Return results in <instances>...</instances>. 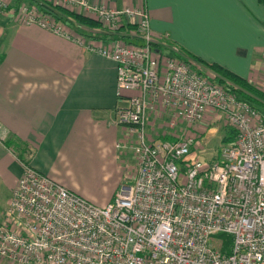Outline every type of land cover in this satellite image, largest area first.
Returning <instances> with one entry per match:
<instances>
[{
	"label": "built area",
	"instance_id": "1",
	"mask_svg": "<svg viewBox=\"0 0 264 264\" xmlns=\"http://www.w3.org/2000/svg\"><path fill=\"white\" fill-rule=\"evenodd\" d=\"M46 1L96 19L111 35L110 44L85 42L34 6L17 9L25 25L116 65V96L128 105L114 122L133 141L136 171L132 184L97 207L22 163L0 221V264H264V111L211 83L178 52L156 50L165 37H153L144 9ZM124 22L135 25V44L119 38ZM165 114L168 130L149 135V119ZM210 115L236 135L207 163L191 157L197 142L188 129ZM220 234L231 237L226 254L214 239Z\"/></svg>",
	"mask_w": 264,
	"mask_h": 264
},
{
	"label": "crops",
	"instance_id": "2",
	"mask_svg": "<svg viewBox=\"0 0 264 264\" xmlns=\"http://www.w3.org/2000/svg\"><path fill=\"white\" fill-rule=\"evenodd\" d=\"M85 1L116 10L142 8L153 37H165L156 46L162 55L180 49L264 88V5L259 0ZM1 3L8 8L0 6V221L23 169L5 145L9 140L31 153V167L92 203L96 199L82 186L121 181L123 164L133 153L132 139L114 122L116 110L128 105L126 97L116 96V65L85 44L25 25L10 0ZM134 31L124 28L119 36L136 42ZM73 34L85 42H112L103 26ZM167 121L168 114L151 117L149 135L156 138ZM111 200L103 199L101 206Z\"/></svg>",
	"mask_w": 264,
	"mask_h": 264
},
{
	"label": "trees",
	"instance_id": "3",
	"mask_svg": "<svg viewBox=\"0 0 264 264\" xmlns=\"http://www.w3.org/2000/svg\"><path fill=\"white\" fill-rule=\"evenodd\" d=\"M11 7L18 9L21 4L29 3L30 6H34L38 14L42 17H50L56 22L70 28L74 32H78V28H88L95 29L101 27L102 24L96 19L90 18L88 16H84L82 14H76L74 12H70L61 6H53L46 0H10ZM259 3L264 5V0H259ZM124 28H129L130 30H135V25H128L127 27H121L120 30ZM124 41L135 44L136 42L126 40L127 36H121ZM178 54L183 55L184 57H179L183 61H189V63H193L199 65L210 71L214 77L210 79L211 83L220 86L225 92L234 96L237 100L248 103L251 107L258 111H262L264 109V91L245 79L238 77L237 75L229 72L228 70L216 65V64H208L203 62L199 58L192 57L182 52L180 49H174ZM175 53V52H174ZM200 67L197 68V73L204 76V73L200 70ZM235 131L231 128H226V135L222 139V143L225 145L232 144L235 139ZM164 139V138H163ZM5 145L11 149L13 152L17 154V158L23 164H29V153L26 150V147L19 141L9 140L5 142ZM196 153L192 151L191 157H195ZM220 239V244L218 246L221 254H226L231 246V237L228 235L220 234L217 235Z\"/></svg>",
	"mask_w": 264,
	"mask_h": 264
},
{
	"label": "rangeland",
	"instance_id": "4",
	"mask_svg": "<svg viewBox=\"0 0 264 264\" xmlns=\"http://www.w3.org/2000/svg\"><path fill=\"white\" fill-rule=\"evenodd\" d=\"M21 22L23 23V21ZM200 70L204 73V76L210 78L214 77L210 71L202 68H200ZM226 128L229 127L225 125L223 118L219 115H210L201 123L188 129L190 132L189 135L194 137L197 142V148L194 152L200 157V159L207 163L216 161L220 150L225 146V144L222 143V139L226 135ZM123 169V179L121 181L100 180L95 181L93 185L82 186L89 195L96 199L92 202L93 205L102 207L101 202L103 199L110 197L112 199L119 187L132 184L134 173L136 171L133 153H131L130 157L126 159V163L123 164ZM216 236L214 239L220 241Z\"/></svg>",
	"mask_w": 264,
	"mask_h": 264
}]
</instances>
